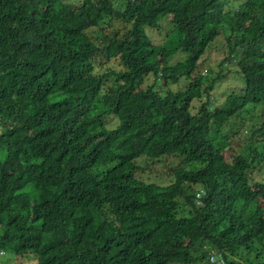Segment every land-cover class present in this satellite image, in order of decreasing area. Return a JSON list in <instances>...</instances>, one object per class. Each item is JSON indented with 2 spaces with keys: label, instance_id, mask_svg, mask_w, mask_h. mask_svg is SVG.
Listing matches in <instances>:
<instances>
[{
  "label": "trees",
  "instance_id": "1",
  "mask_svg": "<svg viewBox=\"0 0 264 264\" xmlns=\"http://www.w3.org/2000/svg\"><path fill=\"white\" fill-rule=\"evenodd\" d=\"M221 38L219 74L203 75ZM231 67L242 86L216 106ZM165 158L172 183L137 176ZM5 249L28 264H214L210 250L264 264V0H0Z\"/></svg>",
  "mask_w": 264,
  "mask_h": 264
},
{
  "label": "rangeland",
  "instance_id": "2",
  "mask_svg": "<svg viewBox=\"0 0 264 264\" xmlns=\"http://www.w3.org/2000/svg\"><path fill=\"white\" fill-rule=\"evenodd\" d=\"M147 34H149L151 40L155 44H160L164 41L165 35L160 34L155 29L147 28ZM222 47L223 49L219 48ZM225 41L224 39H219L216 43L213 44V50L210 51L208 54H206L202 58V63L198 69V72L202 73L203 75H209V76H215L219 74V69L217 68L218 63L225 55ZM184 58L183 54H177L176 56L172 57L171 63H176L178 60H181ZM221 78L217 80V84L215 89L211 92V99L214 102V105L221 106L224 103V100L226 98V93L228 89H234L236 87L242 86V80L238 74H236V69L234 67H231L230 70L224 69L221 73ZM224 74H227L223 77ZM145 84L148 83V81L144 82ZM173 89L181 88L182 85H171ZM206 100V99H204ZM201 102L195 101V105L199 106ZM110 126L116 125L117 120L115 118H108L106 119ZM139 163L142 165H145L147 162L143 159L139 160ZM179 163L178 159H164L163 161H159L156 163H152L153 169L149 168L148 172H138L137 176L141 177L142 179L148 181V182H156L161 185H168L173 182L174 176L171 175L170 169L171 167L177 166ZM153 171L152 173H149L150 171ZM3 252H0V264H28L26 263V257L25 256H16L12 250L5 249L1 250ZM31 259V258H30ZM32 261L36 263L37 258L35 255L32 254ZM207 259H204L202 262H199L197 264H206Z\"/></svg>",
  "mask_w": 264,
  "mask_h": 264
},
{
  "label": "built area",
  "instance_id": "3",
  "mask_svg": "<svg viewBox=\"0 0 264 264\" xmlns=\"http://www.w3.org/2000/svg\"><path fill=\"white\" fill-rule=\"evenodd\" d=\"M209 259L214 264H228L225 257L221 253H218L215 250L209 251Z\"/></svg>",
  "mask_w": 264,
  "mask_h": 264
}]
</instances>
